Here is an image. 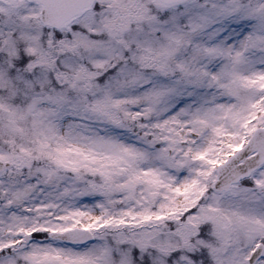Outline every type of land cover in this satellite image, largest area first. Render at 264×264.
<instances>
[{"label": "snow or ice", "instance_id": "snow-or-ice-1", "mask_svg": "<svg viewBox=\"0 0 264 264\" xmlns=\"http://www.w3.org/2000/svg\"><path fill=\"white\" fill-rule=\"evenodd\" d=\"M0 264H264V0H0Z\"/></svg>", "mask_w": 264, "mask_h": 264}]
</instances>
